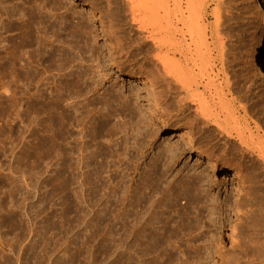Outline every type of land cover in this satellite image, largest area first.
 I'll return each mask as SVG.
<instances>
[{"label": "rangeland", "instance_id": "rangeland-1", "mask_svg": "<svg viewBox=\"0 0 264 264\" xmlns=\"http://www.w3.org/2000/svg\"><path fill=\"white\" fill-rule=\"evenodd\" d=\"M114 2L0 0V264H247L231 247L264 241V176L208 168ZM219 7L230 92L250 104L264 0Z\"/></svg>", "mask_w": 264, "mask_h": 264}, {"label": "bare ground", "instance_id": "bare-ground-1", "mask_svg": "<svg viewBox=\"0 0 264 264\" xmlns=\"http://www.w3.org/2000/svg\"><path fill=\"white\" fill-rule=\"evenodd\" d=\"M213 3L217 6L212 11L209 8ZM220 4L221 0H116L111 5L127 29L146 35L143 40L135 37L142 42L137 43L141 48L151 45L152 50L144 53L158 52L153 59L165 97L160 104L166 110L169 100L178 98V125L186 129L190 142H196L200 135L210 141L206 150L208 168L231 169L238 177L252 168L256 176H264V96L250 94V104L246 105L232 97L220 29ZM253 17L263 19L260 11L253 12ZM137 69L138 74L144 71ZM228 152L238 162L225 160ZM245 159L256 163L244 167ZM258 235L240 237L231 247L247 258V264H264V241L260 242ZM249 254L255 257L253 261H249Z\"/></svg>", "mask_w": 264, "mask_h": 264}]
</instances>
